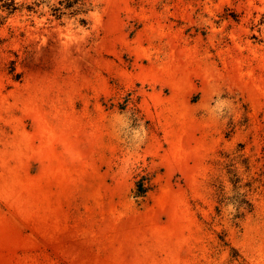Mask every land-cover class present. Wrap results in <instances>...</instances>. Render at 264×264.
<instances>
[{"label": "rangeland", "instance_id": "obj_1", "mask_svg": "<svg viewBox=\"0 0 264 264\" xmlns=\"http://www.w3.org/2000/svg\"><path fill=\"white\" fill-rule=\"evenodd\" d=\"M47 1L0 10V264H264V0Z\"/></svg>", "mask_w": 264, "mask_h": 264}, {"label": "trees", "instance_id": "obj_2", "mask_svg": "<svg viewBox=\"0 0 264 264\" xmlns=\"http://www.w3.org/2000/svg\"><path fill=\"white\" fill-rule=\"evenodd\" d=\"M48 3L50 0L47 1ZM36 5L38 3L35 2ZM86 0H56L53 3L49 4L51 9V14L55 19H61L64 15L70 14L79 17L87 8ZM18 9L16 0H0V10L6 11L8 14L16 11ZM4 16H0L2 18ZM79 21L83 24L87 22L85 18L79 17ZM0 24L2 22L0 21ZM258 26L264 27V13H262L261 18L259 19ZM255 40L261 41L257 35L252 36ZM15 77H18V74H15ZM250 211L252 210V206H250Z\"/></svg>", "mask_w": 264, "mask_h": 264}]
</instances>
